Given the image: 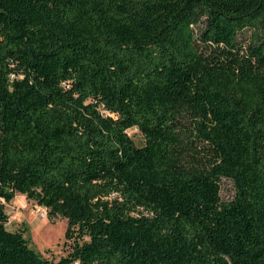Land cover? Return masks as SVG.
<instances>
[{
	"label": "trees",
	"instance_id": "16d2710c",
	"mask_svg": "<svg viewBox=\"0 0 264 264\" xmlns=\"http://www.w3.org/2000/svg\"><path fill=\"white\" fill-rule=\"evenodd\" d=\"M0 264H264V0H0Z\"/></svg>",
	"mask_w": 264,
	"mask_h": 264
},
{
	"label": "rangeland",
	"instance_id": "374dc122",
	"mask_svg": "<svg viewBox=\"0 0 264 264\" xmlns=\"http://www.w3.org/2000/svg\"><path fill=\"white\" fill-rule=\"evenodd\" d=\"M238 39L244 47H247L252 41V31H244ZM128 134L137 147L144 145L143 136L136 128L129 130ZM233 193V185L225 182L221 192L223 199H230ZM4 207L9 217L7 230H26L24 237L33 250L54 261L68 254L69 243L65 239L68 224L65 218L51 217L48 211L46 217L39 218L36 214L38 207L36 203L21 194H15L11 202L4 203Z\"/></svg>",
	"mask_w": 264,
	"mask_h": 264
},
{
	"label": "built area",
	"instance_id": "2783aa9c",
	"mask_svg": "<svg viewBox=\"0 0 264 264\" xmlns=\"http://www.w3.org/2000/svg\"><path fill=\"white\" fill-rule=\"evenodd\" d=\"M36 214L39 218H44L47 215V209L45 207L38 206L36 209Z\"/></svg>",
	"mask_w": 264,
	"mask_h": 264
}]
</instances>
